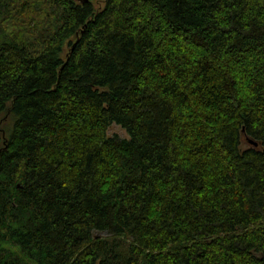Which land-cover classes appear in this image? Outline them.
Segmentation results:
<instances>
[{"label": "trees", "instance_id": "trees-1", "mask_svg": "<svg viewBox=\"0 0 264 264\" xmlns=\"http://www.w3.org/2000/svg\"><path fill=\"white\" fill-rule=\"evenodd\" d=\"M0 264H264V0H0Z\"/></svg>", "mask_w": 264, "mask_h": 264}, {"label": "rangeland", "instance_id": "rangeland-1", "mask_svg": "<svg viewBox=\"0 0 264 264\" xmlns=\"http://www.w3.org/2000/svg\"><path fill=\"white\" fill-rule=\"evenodd\" d=\"M114 134L120 137L127 138V133L125 132V130L119 125L112 123L107 130V135L111 136ZM97 233L102 236L106 235L105 232H97Z\"/></svg>", "mask_w": 264, "mask_h": 264}, {"label": "water", "instance_id": "water-1", "mask_svg": "<svg viewBox=\"0 0 264 264\" xmlns=\"http://www.w3.org/2000/svg\"><path fill=\"white\" fill-rule=\"evenodd\" d=\"M80 2H83V0H79ZM251 142V141H250ZM252 143V142H251ZM256 145V144H255Z\"/></svg>", "mask_w": 264, "mask_h": 264}]
</instances>
